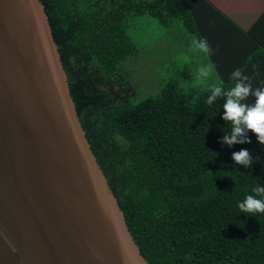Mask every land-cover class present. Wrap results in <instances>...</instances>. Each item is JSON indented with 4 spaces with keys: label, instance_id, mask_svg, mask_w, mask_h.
Instances as JSON below:
<instances>
[{
    "label": "trees",
    "instance_id": "obj_1",
    "mask_svg": "<svg viewBox=\"0 0 264 264\" xmlns=\"http://www.w3.org/2000/svg\"><path fill=\"white\" fill-rule=\"evenodd\" d=\"M41 2L86 140L145 260L264 264V213L247 215L237 206L256 184L264 186V145L249 131L250 143L222 146L229 123L222 119L224 99L208 105V90L187 100L171 83L135 104L138 94L124 69L136 53L127 23L139 15L165 25L181 22L192 36L206 37L217 49L210 58L215 78L225 87L237 68L252 77L254 88L264 87V51L225 55L237 26L207 24L230 21L207 0ZM198 2L207 7L196 8ZM245 39L252 43L251 36ZM241 149L259 160L237 165L231 157Z\"/></svg>",
    "mask_w": 264,
    "mask_h": 264
},
{
    "label": "water",
    "instance_id": "obj_2",
    "mask_svg": "<svg viewBox=\"0 0 264 264\" xmlns=\"http://www.w3.org/2000/svg\"><path fill=\"white\" fill-rule=\"evenodd\" d=\"M0 264H149L86 140L41 0H0Z\"/></svg>",
    "mask_w": 264,
    "mask_h": 264
},
{
    "label": "rangeland",
    "instance_id": "obj_3",
    "mask_svg": "<svg viewBox=\"0 0 264 264\" xmlns=\"http://www.w3.org/2000/svg\"><path fill=\"white\" fill-rule=\"evenodd\" d=\"M127 24L136 53L124 69L138 94L135 104L158 96L171 83L179 84L182 94L191 100L218 79L214 73L204 84L191 82L199 66L209 60L202 53L188 51L192 35L181 22L165 25L157 18L139 15L129 18Z\"/></svg>",
    "mask_w": 264,
    "mask_h": 264
},
{
    "label": "clouds",
    "instance_id": "obj_4",
    "mask_svg": "<svg viewBox=\"0 0 264 264\" xmlns=\"http://www.w3.org/2000/svg\"><path fill=\"white\" fill-rule=\"evenodd\" d=\"M188 51L190 53H202L209 58L207 64H201L197 69L191 82L194 85L204 84L213 76L216 66L211 62V57L217 52L206 37L199 34L191 38ZM232 82L229 87H225L222 79H217L208 87L210 94L206 103L213 105L219 98L224 99L221 107L224 110L222 119L228 123V134L222 137L221 144L232 146L234 144L250 143L247 133L251 131L256 135L257 141L264 145V87H253L252 77L246 75L242 68L233 70L229 75ZM249 97H254L255 102L249 103ZM232 160L237 165L250 167L259 157L253 158L247 149H241L232 153ZM240 212L254 216L256 213H264V186L256 184L251 189V193L238 203Z\"/></svg>",
    "mask_w": 264,
    "mask_h": 264
},
{
    "label": "crops",
    "instance_id": "obj_5",
    "mask_svg": "<svg viewBox=\"0 0 264 264\" xmlns=\"http://www.w3.org/2000/svg\"><path fill=\"white\" fill-rule=\"evenodd\" d=\"M221 14L227 17V20H207V24L212 21L217 24L227 25L229 27L235 24L237 26V40L233 42L232 38L226 40L224 54L241 53L248 54L250 51L258 53L264 51V0H207ZM207 7L196 3V8ZM212 14V8L206 9L204 14ZM231 22V23H230ZM174 22L172 24H177ZM243 32V35L239 34ZM251 36L252 43L249 45L245 37Z\"/></svg>",
    "mask_w": 264,
    "mask_h": 264
}]
</instances>
